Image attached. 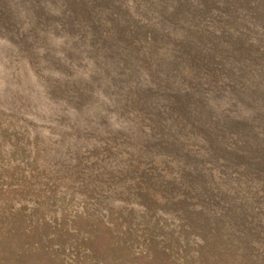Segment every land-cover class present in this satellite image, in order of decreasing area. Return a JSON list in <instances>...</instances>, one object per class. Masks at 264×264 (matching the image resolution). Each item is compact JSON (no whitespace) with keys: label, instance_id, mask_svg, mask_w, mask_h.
Returning <instances> with one entry per match:
<instances>
[{"label":"rangeland","instance_id":"374dc122","mask_svg":"<svg viewBox=\"0 0 264 264\" xmlns=\"http://www.w3.org/2000/svg\"><path fill=\"white\" fill-rule=\"evenodd\" d=\"M0 264H264V0H0Z\"/></svg>","mask_w":264,"mask_h":264}]
</instances>
